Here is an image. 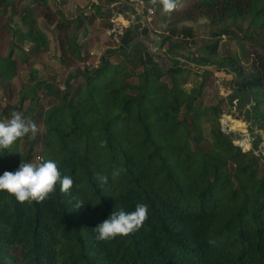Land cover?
<instances>
[{
  "label": "trees",
  "instance_id": "1",
  "mask_svg": "<svg viewBox=\"0 0 264 264\" xmlns=\"http://www.w3.org/2000/svg\"><path fill=\"white\" fill-rule=\"evenodd\" d=\"M12 17L26 30L14 27ZM202 18L215 41L203 45L200 56L184 58L187 45L173 40L175 34ZM156 25L163 31L151 29L150 36L159 35V57L169 67L151 66L136 42L127 46L130 53L120 49L130 27L96 68L87 44L77 40L82 21L67 19L56 1L0 0V46L10 47L0 56V90L11 89L14 77L20 83L18 99L5 103L0 116L9 120L19 112L42 126V162L54 161L61 177L74 182L68 194L58 183L43 202L20 203L0 191V264H264V157L234 145L220 122L219 102L207 106L200 99L207 88L217 95L215 73L178 60L234 74L235 82L227 81L229 104L242 107L249 93L248 114L264 131V0H180L171 13L157 7ZM177 33L190 37L192 29ZM220 36L247 41L253 67L235 53L218 56ZM51 51L70 71L64 88L40 79V67L51 68L42 55ZM79 77L77 87L69 84ZM38 89L54 103L37 111ZM29 99L34 108L25 106ZM36 145V138L24 137L0 149V176L22 161L32 163ZM117 168L123 171L114 180ZM101 175L108 176L107 184L100 183ZM74 195L85 203L78 210ZM138 203L149 208L143 227L126 237L97 239V225Z\"/></svg>",
  "mask_w": 264,
  "mask_h": 264
},
{
  "label": "rangeland",
  "instance_id": "2",
  "mask_svg": "<svg viewBox=\"0 0 264 264\" xmlns=\"http://www.w3.org/2000/svg\"><path fill=\"white\" fill-rule=\"evenodd\" d=\"M155 10L154 14L151 15L153 19V28L154 31H158L161 33L163 31V26H157V7L160 6L159 0H157V3L154 5ZM64 14V13H63ZM145 14H147L145 10ZM149 17V16H148ZM11 22L13 26H17V23H19L17 17H12ZM43 23V21H42ZM21 26V30L25 31V26L19 23ZM56 24V23H55ZM53 26V29L55 28V25ZM112 25V24H111ZM189 27L192 29V35L190 37H187L185 34L184 35H178V31ZM175 34V38L173 40L178 41L183 39V41L186 43V48L181 52L180 55H183L184 58H196L197 56H200L202 51L201 47L204 46H209L213 44L215 41L212 37L211 30L208 27V22L205 21V19H200L199 21H191L189 23H186L185 25L183 24ZM11 37H8L10 39ZM219 42H218V53L217 55L222 57L224 55H229L235 53L241 60V63L246 67V68H252L253 67V58L251 56L252 53V48H250V44L247 41L241 40V39H229L228 36H220L219 37ZM12 39V38H11ZM14 41L17 42V38H14ZM54 41V40H53ZM140 41V40H139ZM141 42V41H140ZM118 43H114L111 39V37H108L107 41L103 44L105 46L103 48L100 47V50L97 54L96 57H102L105 55V50L108 47H116L118 46ZM29 44L25 43L24 45H21L22 48H28ZM9 46L7 45H2L0 46V56H5L8 53ZM149 51V56L150 58L147 59V61L150 63L151 66L154 68H158L161 70L163 67H169L168 61L165 59H161L159 56L164 53L163 49H156L153 51ZM20 49L14 48V54H19ZM132 52L129 51L128 53ZM54 54L56 55L57 53H52L47 52L42 55V59L44 63L51 68L47 70L46 72L44 69L40 67L41 72L39 73L40 79L44 80L52 85L59 86L60 88H64L66 86L67 79H69L71 76L69 74V70L63 66H61L58 62V60H53ZM95 57V58H96ZM94 58V59H95ZM182 56L178 57V60L183 62L184 65H186L188 68H199V69H208L211 70L215 73L214 77L218 80L214 81L215 86H217V95L216 92L212 88H207L205 91L202 92V96H200V99L203 100V103L207 106H213L219 102L220 104V109L222 110L223 118L221 119V123L224 126V131L226 134L230 135L231 140L233 141V144L236 146H239L241 143H244L246 147L249 149H245L243 147V150L249 151L254 153L255 155H260L264 157V131L259 129L256 125H253V119L248 112L250 111V106L249 104H245L242 107L234 108L232 107L229 102H228V95L230 94V90L227 87V84L229 82L227 81H234V74L232 73H226V71L221 70L218 71L217 68L214 67H205V66H199L194 63L186 62ZM112 62L116 63L119 60V57L114 56L111 57ZM88 61V60H87ZM95 60L92 59L91 56H89V63L90 65L94 64ZM39 67V66H38ZM22 78L26 80L27 74L26 71L20 72ZM193 79L194 75H188L187 76V83H186V88L190 89L193 85ZM13 86L11 89L9 87L6 89V93L1 92L0 90V108L5 105V103L9 102H15L18 97H17V90L20 88V83L16 77L13 78L12 80ZM233 82V83H234ZM82 83V79L79 77L74 80H70L69 84L74 87H77L79 84ZM12 90V91H10ZM37 98L39 101L38 105V110L40 108L46 109L50 104L54 103V99L50 96H47L44 89H38L37 90ZM222 99V100H221ZM221 100V101H220ZM25 106L27 108H34L35 103L29 99L27 102H25ZM251 113V111H250ZM26 117L25 115H23ZM27 118V117H26ZM0 121H7L6 119L3 118V116H0ZM39 131L36 133V143L37 145L34 147V150L31 154L32 163H42L43 159L40 156V149L42 147V137H43V128L42 126H39ZM209 133V126L205 125L204 126V135H208ZM244 137V138H243ZM258 142V146L254 148V143ZM24 145L21 146V150H24Z\"/></svg>",
  "mask_w": 264,
  "mask_h": 264
},
{
  "label": "clouds",
  "instance_id": "3",
  "mask_svg": "<svg viewBox=\"0 0 264 264\" xmlns=\"http://www.w3.org/2000/svg\"><path fill=\"white\" fill-rule=\"evenodd\" d=\"M151 2L155 5L157 0H151ZM159 3L165 13H171L179 6L180 0H159ZM38 131L37 125L30 117L26 118L19 112H13L11 119L0 121V149H9L24 137L35 139ZM106 145L107 141L100 142L101 147H106ZM122 171L123 169L120 168L114 169L112 178L114 180L118 178ZM98 179L104 185L108 183L109 178L107 175H101ZM58 183L60 192L68 194L74 182L71 176L61 177L54 161L47 160L39 164L22 161L18 170L15 172L6 171L0 176V191L14 195L20 203L32 200L43 202L55 192ZM72 200L76 210L85 205L78 195L72 196ZM148 212V205L144 203H138L135 210L131 212L113 211L108 219L93 230L98 233L97 239L100 241H109L117 236L126 237L143 227L148 219Z\"/></svg>",
  "mask_w": 264,
  "mask_h": 264
},
{
  "label": "crops",
  "instance_id": "4",
  "mask_svg": "<svg viewBox=\"0 0 264 264\" xmlns=\"http://www.w3.org/2000/svg\"><path fill=\"white\" fill-rule=\"evenodd\" d=\"M54 1H56L57 7L62 10L67 19L82 21L83 28L78 30L77 40L87 44L89 56H91L93 60H96L100 47L102 48L109 37L108 29L112 27L111 24L113 19H122L128 24V28L131 27V32L127 37L125 36V38L122 39L124 41L120 49L126 47L125 51L127 53L130 51V48L127 46L130 43L136 42L139 45H144V53H146L147 50H156L157 43H155L154 37L150 36L151 29H154L151 15H146L145 10H142V8L136 4L130 3L129 0ZM154 9L155 6L153 5V11ZM116 15L119 16L117 17ZM83 32L86 34H82ZM135 37H139V39L137 40ZM104 47L105 46H103V48Z\"/></svg>",
  "mask_w": 264,
  "mask_h": 264
},
{
  "label": "built area",
  "instance_id": "5",
  "mask_svg": "<svg viewBox=\"0 0 264 264\" xmlns=\"http://www.w3.org/2000/svg\"><path fill=\"white\" fill-rule=\"evenodd\" d=\"M130 3L136 4L142 8V10H146L148 15H152L153 4L151 0H129ZM128 28V24L125 23L122 19H113L112 27L108 29V35L111 37L114 43H119L121 37L124 35L126 29ZM100 57L98 56L93 64L96 68L99 66Z\"/></svg>",
  "mask_w": 264,
  "mask_h": 264
},
{
  "label": "water",
  "instance_id": "6",
  "mask_svg": "<svg viewBox=\"0 0 264 264\" xmlns=\"http://www.w3.org/2000/svg\"><path fill=\"white\" fill-rule=\"evenodd\" d=\"M117 17L119 16V15H116ZM115 16V17H116ZM153 37H154V40H155V43H157V47L155 48V49H160V47H161V43L159 42V35L158 34H155V35H153ZM137 40L139 39V37H135ZM140 47L141 48H144V45H142V44H140ZM149 51H146V53H144V57H145V59H149L150 58V56H149ZM246 104H249V106H250V108H251V105H252V101H251V97L249 96V93L247 94V102H246ZM244 138V137H243ZM242 149H243V145L242 144H240L239 145ZM245 151V150H244Z\"/></svg>",
  "mask_w": 264,
  "mask_h": 264
},
{
  "label": "bare ground",
  "instance_id": "7",
  "mask_svg": "<svg viewBox=\"0 0 264 264\" xmlns=\"http://www.w3.org/2000/svg\"><path fill=\"white\" fill-rule=\"evenodd\" d=\"M243 145L244 148H247L245 144L241 143Z\"/></svg>",
  "mask_w": 264,
  "mask_h": 264
}]
</instances>
